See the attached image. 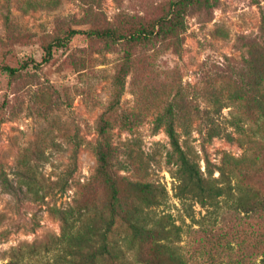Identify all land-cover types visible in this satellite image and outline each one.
Here are the masks:
<instances>
[{"label":"rangeland","instance_id":"obj_1","mask_svg":"<svg viewBox=\"0 0 264 264\" xmlns=\"http://www.w3.org/2000/svg\"><path fill=\"white\" fill-rule=\"evenodd\" d=\"M177 1L0 0V65L38 63L14 76L0 72V264H53L62 252L55 242L75 228L79 210L107 199L109 186L95 178L102 120L118 186L130 180L160 188L162 204L145 210L170 215L179 226L171 245L187 264H261L264 223L257 214L223 199L202 207L176 195L177 164L155 119L177 97L180 144L200 171L217 177L227 156L254 151L259 165L244 173L241 186L252 200L264 195V140L254 135L251 107L240 109L243 134L227 127L233 140L211 136L208 124L212 116L225 124L236 110L227 100L218 110L211 104L264 46V0H193L176 13ZM165 16L176 21L173 31L149 39L91 33L113 28L130 35ZM70 29L82 33L42 62L45 46ZM123 235L122 226L113 233L122 242ZM121 246L130 264L152 252L146 242L137 254Z\"/></svg>","mask_w":264,"mask_h":264},{"label":"trees","instance_id":"obj_2","mask_svg":"<svg viewBox=\"0 0 264 264\" xmlns=\"http://www.w3.org/2000/svg\"><path fill=\"white\" fill-rule=\"evenodd\" d=\"M192 2L193 0H178L177 4H174L173 12L178 13L181 10L179 6ZM175 26L176 21L173 16H165L155 19L149 24H144L143 27L130 35L119 33L113 28L95 29L91 33L107 40L127 37L137 40L172 32ZM78 33H82V31L70 29L64 36L47 44L44 48L42 62H46L52 57L53 47L64 46L72 36ZM29 65L36 66L38 63L30 59L21 62L19 67L0 65V72L14 76L20 69H25ZM124 65L128 67V62H125ZM122 67L116 75L118 81L126 71ZM238 73V80L229 78V83L225 81L224 85L222 84L223 86L217 90L211 104L218 110L223 107L225 103L223 101L227 100L231 105H234L236 110L231 112L230 118H223L225 124L215 121L214 116L209 118L210 135H220L227 140H233L234 137L227 127H233L234 131L243 134L240 109L246 103L251 107L254 117L256 126L254 135H258L260 139L264 140V46L259 47L254 54H250L249 59L244 62L242 70ZM224 93H226L225 97ZM182 106L174 96L155 119L156 127L162 126L168 137L171 146L169 156L177 164L176 195L183 200H195L202 207L216 206L220 199H223L232 203L236 210L247 214H257L261 222L264 223V195L252 200L248 195V188L244 189L241 186L244 173L257 169L259 156L254 151L241 158L227 156L223 164L217 167V177L213 176L211 170L204 175L196 161L183 150L180 144L176 121L179 113L183 110ZM198 111L200 112V110ZM106 127V120H102V126L99 127L100 144L95 149L97 161L95 178L103 179L109 186L110 192L103 203L97 204L92 200L85 204L86 206L82 210H79L78 217L72 224V227L75 228L70 229L63 238L55 242L61 246L62 252L53 264H130L125 258V250L121 245L125 244L130 249L135 248V254H137L138 250L144 246V242L149 244L152 252L147 254V257L137 258V263L187 264L171 245L174 238L178 236L179 226L173 222L170 215L156 216L153 212L145 210L151 206L162 204L163 193L160 188L152 182H133L124 176L121 178L127 180L126 188L118 186L116 178L110 172L117 163V158ZM74 159L75 154L72 155V160ZM237 175H239V179H237ZM233 176L236 177L234 184L231 183ZM119 226H122L125 232V235L122 236L123 242L113 237L114 231ZM262 232L260 231L261 236L264 235ZM261 264H264V253L261 255Z\"/></svg>","mask_w":264,"mask_h":264}]
</instances>
